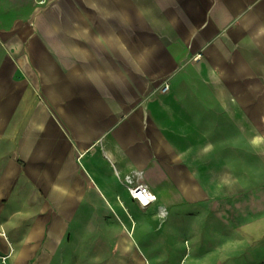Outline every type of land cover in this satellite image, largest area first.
Wrapping results in <instances>:
<instances>
[{
    "label": "crops",
    "instance_id": "0c3cea01",
    "mask_svg": "<svg viewBox=\"0 0 264 264\" xmlns=\"http://www.w3.org/2000/svg\"><path fill=\"white\" fill-rule=\"evenodd\" d=\"M22 2L0 0V256L139 221L155 243L158 201L202 182L193 152L228 121L257 168L241 252L264 264V0H37L13 17ZM139 183L158 197L144 209Z\"/></svg>",
    "mask_w": 264,
    "mask_h": 264
},
{
    "label": "rangeland",
    "instance_id": "374dc122",
    "mask_svg": "<svg viewBox=\"0 0 264 264\" xmlns=\"http://www.w3.org/2000/svg\"><path fill=\"white\" fill-rule=\"evenodd\" d=\"M35 3L37 0H23L8 9L15 11L13 17L22 13L28 16ZM225 122L226 125L210 127L215 134L207 136V140L218 143L217 150L193 152L200 154L195 165H199L196 170L202 182L175 184L185 190V196L167 205L158 201L157 206L166 208L167 215L160 217L156 226V234L162 237L155 243L139 236L152 232L154 227L148 221L137 223V235L134 229L130 234L128 224H122V229L104 226L98 231L83 232V236L72 231L58 239L56 248L41 247L24 264H259L248 262L241 252L243 193L248 195L249 207L257 202L255 157H249L254 164L244 176L241 136L234 123ZM225 142H230L234 150H224ZM214 173L216 182L212 181ZM191 185L197 187L194 193L189 190ZM6 257L0 256V264H16Z\"/></svg>",
    "mask_w": 264,
    "mask_h": 264
},
{
    "label": "built area",
    "instance_id": "2783aa9c",
    "mask_svg": "<svg viewBox=\"0 0 264 264\" xmlns=\"http://www.w3.org/2000/svg\"><path fill=\"white\" fill-rule=\"evenodd\" d=\"M169 89V84H165L164 91ZM132 198L142 207H148L157 200L156 194L145 183H139L129 187Z\"/></svg>",
    "mask_w": 264,
    "mask_h": 264
},
{
    "label": "bare ground",
    "instance_id": "6f19581e",
    "mask_svg": "<svg viewBox=\"0 0 264 264\" xmlns=\"http://www.w3.org/2000/svg\"><path fill=\"white\" fill-rule=\"evenodd\" d=\"M157 200H158V197H157ZM161 215H162V217L167 215V209L166 208H162Z\"/></svg>",
    "mask_w": 264,
    "mask_h": 264
}]
</instances>
